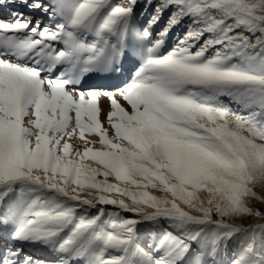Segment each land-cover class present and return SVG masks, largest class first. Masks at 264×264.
Wrapping results in <instances>:
<instances>
[{
	"label": "snow or ice",
	"instance_id": "1",
	"mask_svg": "<svg viewBox=\"0 0 264 264\" xmlns=\"http://www.w3.org/2000/svg\"><path fill=\"white\" fill-rule=\"evenodd\" d=\"M138 3L0 0V264H264V0Z\"/></svg>",
	"mask_w": 264,
	"mask_h": 264
},
{
	"label": "rangeland",
	"instance_id": "2",
	"mask_svg": "<svg viewBox=\"0 0 264 264\" xmlns=\"http://www.w3.org/2000/svg\"><path fill=\"white\" fill-rule=\"evenodd\" d=\"M113 2L114 3H120L121 0H113ZM153 3L155 4L156 0H153ZM144 4H145V0H139L138 7L136 9V12H137V24L139 26H141V27H146L147 26V21L150 18V15L152 13V8L151 7H149L147 9V11H145ZM3 18L7 19L6 16H4ZM166 21H167V14L165 15V19H164V21H162L161 25L156 27V30H158L159 27H162L163 24L166 23ZM187 24H188V22L185 21L183 24L177 26L172 31V33L170 34V37H169V41H168L169 46H171L176 41V38L178 36H181V35L184 34V32L187 30ZM132 71H134V68L132 66V62L131 61H125L124 65H123V68H122V71L119 73V75L124 76L125 77V82H127L129 79H131ZM94 76L95 75H93V77ZM111 88L112 87H108L107 89L111 90ZM98 89H100V88H98ZM121 102L123 103V101H121ZM100 103H101V107L104 109V112L106 113L108 111V107H109L108 100L107 99H102ZM233 107H236V106L233 105ZM103 118L104 117L102 115L101 119H103ZM89 138L91 139V137H89ZM71 143H73L76 146L82 147V144H81V142L78 139L71 141ZM99 178H102V177H99ZM257 191L260 192V191H264V190H262L261 188L258 187ZM153 194L157 195V196L163 195L160 192H153ZM203 195L204 194H202V196ZM250 203H251V205L254 208L259 209L260 211L264 212V203H260L258 201H251ZM125 215L131 216L130 213L125 214ZM214 218H216V217H214ZM235 222L236 223H243L245 226H247L249 224L264 223V219H259V218H255V217H244L242 219L241 218H237L235 220ZM140 227H141V231L145 235H147L149 232H152V228H150V226L147 225V224H145L143 226H140ZM4 244H9V245L15 246L14 242L6 240V239L0 237V246H3ZM25 251L27 253L33 255L34 257L41 258V259L46 258L48 256V253L44 249H42L40 247L25 246Z\"/></svg>",
	"mask_w": 264,
	"mask_h": 264
},
{
	"label": "bare ground",
	"instance_id": "3",
	"mask_svg": "<svg viewBox=\"0 0 264 264\" xmlns=\"http://www.w3.org/2000/svg\"><path fill=\"white\" fill-rule=\"evenodd\" d=\"M86 84L81 85V87H88V86H94L96 88H108L112 87L115 83H124L125 82V77L122 75L117 74H112L110 77H105V76H97L95 75L94 77L92 76L91 79L86 78ZM98 179H102L99 178ZM115 182V181H112ZM152 231H154L152 229Z\"/></svg>",
	"mask_w": 264,
	"mask_h": 264
}]
</instances>
